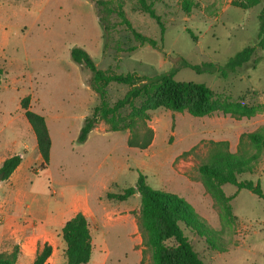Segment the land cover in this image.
<instances>
[{
  "label": "rangeland",
  "instance_id": "obj_1",
  "mask_svg": "<svg viewBox=\"0 0 264 264\" xmlns=\"http://www.w3.org/2000/svg\"><path fill=\"white\" fill-rule=\"evenodd\" d=\"M96 1L0 0V67L4 70L0 166L10 154L23 158L21 178L0 179V208L16 202L23 225L49 233L56 250L44 264H67L59 221L76 214L77 206L85 211L92 233L93 251L86 264H151L138 225L139 192L125 201L106 197L108 191L134 186L143 173L154 189L189 200L221 233L225 250L208 246L185 229L206 264H264V199L227 184L225 192L234 195V218L224 216L198 170L211 140H227L230 150L236 151L242 133L264 124V49L256 51L258 63L249 61L227 77L178 63V57H184L192 63L225 64L237 51L255 44L264 0L246 9L235 0H194L189 13L181 0H156L154 8L166 27L163 41L156 19L136 0H125L124 9L135 29L155 38L157 47L136 41L116 14L109 17L113 26L107 32ZM77 46L86 49L99 68L139 75L176 69L177 80L204 82L220 98L258 104L259 109L250 117L237 118L221 110L198 117L160 107L150 112L148 122L155 134L148 148L129 146V130H110L103 120L79 142L85 117L102 99L89 87L92 71L71 55ZM129 88L111 82L104 100L113 104ZM26 95L31 108L45 116L52 138L50 162L44 169L35 132L21 107ZM243 177L259 180L264 190V152L254 170ZM18 247L17 263L32 264Z\"/></svg>",
  "mask_w": 264,
  "mask_h": 264
},
{
  "label": "trees",
  "instance_id": "obj_2",
  "mask_svg": "<svg viewBox=\"0 0 264 264\" xmlns=\"http://www.w3.org/2000/svg\"><path fill=\"white\" fill-rule=\"evenodd\" d=\"M156 0H136L138 6L156 19L160 27L161 41L166 31L165 23L154 8ZM262 0H235L242 8H250ZM125 0H97L99 18L107 32L113 26L109 17L116 14L119 21L132 32L134 39L140 44L148 43L157 47L158 41L135 29L124 9ZM194 0H181L186 13L195 6ZM259 30L257 41L237 51L225 64L212 61L192 63L184 57H178L180 66H187L197 71L215 73L227 77L236 73L247 62L258 63L255 56L258 49H264V8L258 14ZM187 30L192 34L191 30ZM134 48V47H132ZM73 59L92 71L91 88L102 99L94 106L92 113L87 115L78 135V141L87 139L90 131L103 120L110 130L128 129L127 143L140 149L148 148L154 139V129L150 126V112L160 107L173 111H187L193 116H205L218 110L241 118L254 115L259 105L244 103L241 100H230L216 96L214 90L204 82L184 81L175 78L173 69L154 75H139L135 71L127 73L97 66L90 53L82 47H74L71 51ZM4 70L0 67V82ZM116 82L129 85L125 94L113 104L104 98L109 83ZM30 95L21 99V107L32 126L37 148L42 157L40 168L44 169L50 162L52 138L46 118L33 110ZM139 101V103H137ZM128 112L123 114L124 108ZM264 152V124L257 129L240 135L238 149L231 151L227 140H211L208 156L199 165L205 189L222 206L223 215L234 218L232 211L233 194L225 192V185H234L238 189H248L259 198L264 199V190L259 180L243 177L251 173ZM22 155L15 153L6 157L0 173L7 179L22 161ZM141 196L138 213V225L144 237V243L151 253V264H206L199 252L194 248L185 229L199 235L208 246L217 250L227 248L221 233L214 229L208 221L197 212L194 205L177 193L154 189L145 174L140 173L134 186L123 188L120 192L108 191L106 197L125 201L136 193ZM62 237L66 243L65 253L67 264H86L90 261L93 251L92 233L86 215L79 211L70 217L62 226ZM53 252L52 244L45 242L37 251L32 264H44ZM19 247L12 252L0 251V264H18Z\"/></svg>",
  "mask_w": 264,
  "mask_h": 264
},
{
  "label": "crops",
  "instance_id": "obj_3",
  "mask_svg": "<svg viewBox=\"0 0 264 264\" xmlns=\"http://www.w3.org/2000/svg\"><path fill=\"white\" fill-rule=\"evenodd\" d=\"M36 144H37V139H36ZM8 156H5V158ZM38 160L41 164L42 157L40 153L38 155ZM22 164H23V159L19 164V166L10 175L9 178L11 180L12 179L16 180L18 177L21 178L20 174L18 173L20 170H23ZM17 206L18 205L16 202H10V205L8 206L7 209L3 207L0 208V214L2 215V223L0 224V251H11L13 245L16 246L19 244L18 246H20L21 255L25 256L26 258H29V260L33 262L37 251L41 248L38 247V242L42 238H43L42 240L43 245L45 242L48 241V243L52 244L53 251H55L56 246L52 241V239L47 236L49 235V233L46 230H40V231L39 229L33 230L31 224L23 225V220L21 218V215L19 214L20 210L17 209ZM80 208L81 207L77 206L76 212L81 211L85 214V211H82ZM56 216L57 215H54L53 218H56ZM68 219L69 218L62 219L61 221H59V225L62 227L66 222V220Z\"/></svg>",
  "mask_w": 264,
  "mask_h": 264
},
{
  "label": "water",
  "instance_id": "obj_4",
  "mask_svg": "<svg viewBox=\"0 0 264 264\" xmlns=\"http://www.w3.org/2000/svg\"><path fill=\"white\" fill-rule=\"evenodd\" d=\"M3 176V173L1 172L0 173V179H1V177ZM136 191H138V189L136 188Z\"/></svg>",
  "mask_w": 264,
  "mask_h": 264
}]
</instances>
